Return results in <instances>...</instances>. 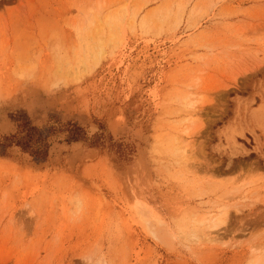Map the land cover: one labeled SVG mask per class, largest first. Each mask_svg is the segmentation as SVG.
Instances as JSON below:
<instances>
[{"label": "rangeland", "instance_id": "rangeland-1", "mask_svg": "<svg viewBox=\"0 0 264 264\" xmlns=\"http://www.w3.org/2000/svg\"><path fill=\"white\" fill-rule=\"evenodd\" d=\"M0 264H264V0H0Z\"/></svg>", "mask_w": 264, "mask_h": 264}, {"label": "trees", "instance_id": "trees-1", "mask_svg": "<svg viewBox=\"0 0 264 264\" xmlns=\"http://www.w3.org/2000/svg\"><path fill=\"white\" fill-rule=\"evenodd\" d=\"M67 127V141L76 142L83 138L84 134L82 133V129L75 123H69ZM2 145L5 148L12 146L18 147L21 151L29 154L33 158L47 157L50 147L48 138L43 136V134L29 122L22 123L14 135L4 139Z\"/></svg>", "mask_w": 264, "mask_h": 264}, {"label": "bare ground", "instance_id": "bare-ground-1", "mask_svg": "<svg viewBox=\"0 0 264 264\" xmlns=\"http://www.w3.org/2000/svg\"><path fill=\"white\" fill-rule=\"evenodd\" d=\"M186 135L187 136H189L190 135V133H189V131L188 132H186ZM178 152H179V156H182V158L184 157V158H186L187 157V149L185 148V147H180V148H178Z\"/></svg>", "mask_w": 264, "mask_h": 264}]
</instances>
